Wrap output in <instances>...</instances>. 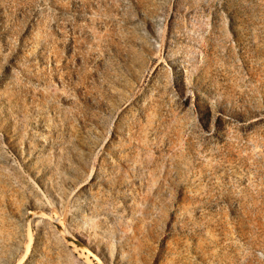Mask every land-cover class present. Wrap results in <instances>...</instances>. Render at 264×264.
<instances>
[{
	"label": "rangeland",
	"instance_id": "1",
	"mask_svg": "<svg viewBox=\"0 0 264 264\" xmlns=\"http://www.w3.org/2000/svg\"><path fill=\"white\" fill-rule=\"evenodd\" d=\"M0 252L264 264V0H0Z\"/></svg>",
	"mask_w": 264,
	"mask_h": 264
},
{
	"label": "water",
	"instance_id": "2",
	"mask_svg": "<svg viewBox=\"0 0 264 264\" xmlns=\"http://www.w3.org/2000/svg\"><path fill=\"white\" fill-rule=\"evenodd\" d=\"M43 15H45V14H43ZM150 20H151L152 25H153V30L157 34L158 30H159L160 20H159V18L154 17V16L150 17ZM134 26H135L134 27L135 29H140L141 28V26L139 24L134 25Z\"/></svg>",
	"mask_w": 264,
	"mask_h": 264
},
{
	"label": "bare ground",
	"instance_id": "3",
	"mask_svg": "<svg viewBox=\"0 0 264 264\" xmlns=\"http://www.w3.org/2000/svg\"><path fill=\"white\" fill-rule=\"evenodd\" d=\"M6 246V245H5ZM2 249V248H1ZM4 249V248H3ZM7 250V249H6ZM4 253H7V252H5V251H3ZM10 252V251H9ZM1 254H2V252H0ZM0 254V255H1ZM2 255H4V258H2L3 260H0V264H10L11 262H13L14 261V256H13V254L12 253H9V254H2ZM1 257V256H0ZM3 257V256H2Z\"/></svg>",
	"mask_w": 264,
	"mask_h": 264
}]
</instances>
